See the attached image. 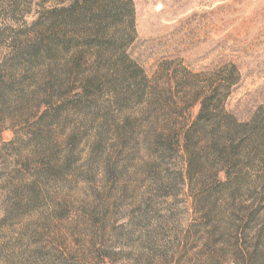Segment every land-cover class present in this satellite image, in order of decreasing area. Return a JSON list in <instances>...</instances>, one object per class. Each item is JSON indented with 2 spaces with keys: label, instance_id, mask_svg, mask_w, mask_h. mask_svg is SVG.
<instances>
[{
  "label": "rangeland",
  "instance_id": "obj_1",
  "mask_svg": "<svg viewBox=\"0 0 264 264\" xmlns=\"http://www.w3.org/2000/svg\"><path fill=\"white\" fill-rule=\"evenodd\" d=\"M71 2L0 0V264H264V146L201 211L185 148L218 86L240 132H264V0H133L125 49L165 107L128 102L121 80L85 92L58 77L69 52L37 33Z\"/></svg>",
  "mask_w": 264,
  "mask_h": 264
},
{
  "label": "trees",
  "instance_id": "obj_2",
  "mask_svg": "<svg viewBox=\"0 0 264 264\" xmlns=\"http://www.w3.org/2000/svg\"><path fill=\"white\" fill-rule=\"evenodd\" d=\"M134 22L133 0H72L67 6H54L47 12L45 24L43 23L37 33V48L44 43L55 47L52 52L60 48L67 50L66 53L69 52L70 56L66 66L69 67L72 61L76 71L71 69V73L64 72L63 76L58 77L75 76L77 81L80 79L85 92L101 90L113 79L121 80L123 97L128 102L130 99H142V102L149 99L151 104L165 107L170 104V98L154 93L153 86H150L145 77H140L134 67V61L125 49L126 40L135 30ZM75 39H81L86 48L72 53L67 46ZM93 49H97L93 67L96 72L87 75V70L82 69V61L88 51ZM47 72L49 74V71ZM73 83L75 82H70ZM225 94V88L218 86L205 96L201 101L197 119L185 134V148L188 154L186 177L190 187L196 190L194 203L200 211L204 203L216 204L218 199L222 198L220 196L225 193L228 195L227 191L232 195L233 186L227 183L229 180L224 184V191L222 190L221 174L225 172L231 177L233 172H244L247 164L242 163L246 160L250 164L255 162L256 148L264 146V132L254 138L258 141L257 145L252 144V136L259 131L254 128L255 125L252 129L245 128V132H240L236 126V117L225 109ZM205 126L211 129L207 134ZM156 145L163 146L159 141ZM244 145L252 151L251 158L243 157ZM206 160L209 162L206 163ZM205 164L210 166L209 169H206ZM169 179L171 185L184 181L180 176ZM245 181L246 178H241L235 183L239 185Z\"/></svg>",
  "mask_w": 264,
  "mask_h": 264
}]
</instances>
